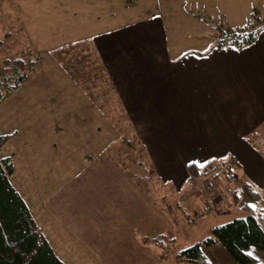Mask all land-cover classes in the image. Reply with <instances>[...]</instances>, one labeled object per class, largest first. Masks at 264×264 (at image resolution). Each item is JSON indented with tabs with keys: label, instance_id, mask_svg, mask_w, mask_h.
<instances>
[{
	"label": "crops",
	"instance_id": "crops-1",
	"mask_svg": "<svg viewBox=\"0 0 264 264\" xmlns=\"http://www.w3.org/2000/svg\"><path fill=\"white\" fill-rule=\"evenodd\" d=\"M134 1L135 5L128 6L143 11L142 14L128 21L113 20L105 31L90 37L94 36L92 42L100 55L103 74L114 87L111 92L114 90L119 107L124 108L127 120L133 125L131 135L138 141L140 157L142 152L145 155L146 148L155 153L159 171L150 164L151 171L160 172L162 178L146 180L148 185L134 179H120L117 176L124 174L120 172L118 159L116 167L104 153L99 166L91 162L85 165L91 171L84 179L56 182L50 194L46 182L40 184L37 219L16 185L10 182L26 202L54 252V244L61 239L70 246L66 234L100 227L94 220L98 215L94 206L100 205L102 231L115 230L123 236L117 243L109 239L105 242L104 251L116 252L108 255L117 258L113 264H157L162 255L158 254L161 249L158 237L168 236L167 232H187L197 216L219 212H226L232 218L243 216L248 213L245 201L253 204L255 216L259 210L264 211V202L257 191V187H264V157L248 142L252 130L264 122V27L248 44L241 47L213 44L207 52L197 54H221L218 58L205 62V56L190 54L187 57L190 56L191 62L181 66L183 54H165V19L161 20L155 11L174 4L199 11L206 7L204 0ZM156 2L157 9L155 6L147 9ZM107 10L113 11L110 17H117L115 8L107 7ZM78 11L74 10L70 16L87 20V10ZM208 37L216 42L214 34ZM176 52L179 51L175 47ZM227 55L230 61H225ZM237 56L239 59L234 58ZM89 98L100 109L107 106L106 94H102L101 101ZM118 138L128 144L125 137ZM125 149L132 150L128 145ZM211 160H217V165H209ZM134 162L140 166L137 158ZM197 162L205 170L204 182L211 185L209 191L200 190V194L189 189L201 174ZM191 163L194 168L190 173ZM13 172L14 164L11 175ZM234 173L239 175V180L227 183L226 177ZM245 187L256 191L258 197H251ZM189 204L197 208L191 210V215L185 211ZM78 219L82 220L80 224ZM206 249L210 264H237L219 243L202 248ZM246 253L254 259L253 264H264V250L249 247Z\"/></svg>",
	"mask_w": 264,
	"mask_h": 264
},
{
	"label": "rangeland",
	"instance_id": "rangeland-1",
	"mask_svg": "<svg viewBox=\"0 0 264 264\" xmlns=\"http://www.w3.org/2000/svg\"><path fill=\"white\" fill-rule=\"evenodd\" d=\"M126 2L128 0L124 4L121 0H0V66L4 58L15 57L23 59L28 65L24 71V81L0 103V134L8 135L1 146L0 157L12 158L14 172L10 180L23 195L36 219L40 184L46 182L49 186L47 194H50L56 182L84 179L91 171L85 165L91 162L99 166L98 162L104 158V153L116 167L118 159L120 172L124 174L117 176L120 179H134L148 185L147 181L162 178L155 153L148 152L146 148V156L142 152L140 157L138 141L131 135L133 125L127 120L124 108L119 107L120 102L114 97V90L111 92L114 87L103 74L100 55L96 54L92 42L94 36L90 37L105 31L108 28L106 25H110L113 20L128 21L143 13L128 6L135 5L134 0ZM204 2L206 7L199 11L194 8L185 10L178 4L155 11L161 20L165 19V54H183L181 66H188L191 59L187 55L190 54L201 58L205 56V62L221 55L197 54L207 52L216 43L211 42L208 34L219 37L229 30L248 31L264 26V0ZM154 6L158 8L157 2L147 9L152 10ZM107 7L115 8L117 17H110L109 13L111 15L113 11H108ZM81 9L87 10V20L81 21L84 17L70 16L74 10ZM6 32L8 35L4 36ZM175 47L179 52L174 53ZM227 59L230 61L231 58L227 55L225 61ZM29 60H33L32 65L28 63ZM102 94L108 95V100L105 101L107 106L101 110L91 103L89 97L101 101ZM252 131L247 141L264 157V122ZM119 136L125 137L128 144H123ZM127 145L132 148L131 151L125 149ZM133 157L138 159L139 167L135 165ZM216 161L211 160L209 165H217ZM150 164L158 171L152 172ZM195 165L200 168L201 174L194 179L189 189L199 194L203 190L209 191L211 185L204 182L206 173L203 166L199 162ZM193 166L189 164L191 169ZM234 174L226 177L227 183L239 180V175ZM228 178L232 180L228 181ZM257 191L264 202V187H257ZM187 208L185 211L190 215L191 210L197 209L193 204ZM94 211L98 213L94 220L99 223V228L75 229L72 234H66L70 246L63 243L64 239L54 244L56 255L65 264L115 263L117 258H109L108 255L113 256L116 252L104 251L103 248L107 239L117 243L123 236L115 233V230L102 231L100 205H95ZM48 216L52 220L51 215ZM230 219L232 216L229 217L226 212L206 213L197 216L196 223L188 226L187 232H167L168 236L159 237L161 249L158 254L162 255L157 264H178L174 256L178 249L200 240L213 225ZM188 220L190 223L193 221L191 216ZM81 222V219L77 220V223ZM47 234L52 239L51 232ZM212 245L201 246L207 260L208 250L203 251L202 248ZM223 250L232 258L225 247Z\"/></svg>",
	"mask_w": 264,
	"mask_h": 264
},
{
	"label": "trees",
	"instance_id": "trees-1",
	"mask_svg": "<svg viewBox=\"0 0 264 264\" xmlns=\"http://www.w3.org/2000/svg\"><path fill=\"white\" fill-rule=\"evenodd\" d=\"M263 27L239 32L229 30L222 36H216L214 45L241 47L252 42ZM7 35L6 32L4 36ZM31 61L28 62L30 65L33 64ZM27 67V63L19 57L1 61L0 102L24 81ZM7 138V133L0 134V149ZM188 168L190 173L193 172L189 164ZM12 170L11 157H0V264H64L39 229L26 202L11 184ZM245 190L251 197H258V193L250 187H245ZM245 203L247 214L213 225L200 240L178 249L174 253L178 264H210L201 246L217 242L225 247L237 264H253L254 259L246 250L249 247L264 250V211L259 210L255 216L253 204Z\"/></svg>",
	"mask_w": 264,
	"mask_h": 264
},
{
	"label": "built area",
	"instance_id": "built-area-1",
	"mask_svg": "<svg viewBox=\"0 0 264 264\" xmlns=\"http://www.w3.org/2000/svg\"><path fill=\"white\" fill-rule=\"evenodd\" d=\"M232 180V178H228V181H231Z\"/></svg>",
	"mask_w": 264,
	"mask_h": 264
}]
</instances>
